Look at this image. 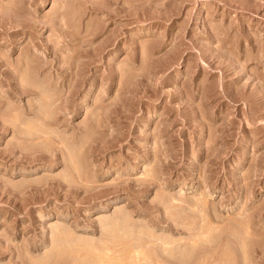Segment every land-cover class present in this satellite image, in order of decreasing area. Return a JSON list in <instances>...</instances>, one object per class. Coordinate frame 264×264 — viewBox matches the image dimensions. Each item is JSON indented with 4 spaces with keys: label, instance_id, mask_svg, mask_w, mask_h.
<instances>
[{
    "label": "rangeland",
    "instance_id": "1",
    "mask_svg": "<svg viewBox=\"0 0 264 264\" xmlns=\"http://www.w3.org/2000/svg\"><path fill=\"white\" fill-rule=\"evenodd\" d=\"M0 264H264V0H0Z\"/></svg>",
    "mask_w": 264,
    "mask_h": 264
},
{
    "label": "bare ground",
    "instance_id": "2",
    "mask_svg": "<svg viewBox=\"0 0 264 264\" xmlns=\"http://www.w3.org/2000/svg\"><path fill=\"white\" fill-rule=\"evenodd\" d=\"M16 120H17V119H16ZM35 128H36V126H35ZM29 129H30V127H29ZM32 130L34 131V129H32ZM27 135H28V134H27ZM66 235H67V234H66ZM132 235H133V233H132ZM133 236H134V235H133ZM133 236H132V237H133ZM115 241H116V240H115ZM94 247H95V246H94ZM148 254H149V253H148ZM146 263H147V262H146Z\"/></svg>",
    "mask_w": 264,
    "mask_h": 264
}]
</instances>
